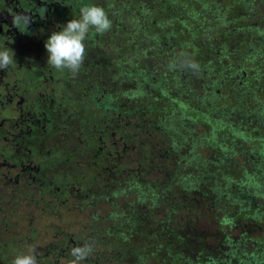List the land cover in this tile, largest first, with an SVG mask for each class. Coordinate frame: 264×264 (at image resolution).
Returning a JSON list of instances; mask_svg holds the SVG:
<instances>
[{
  "label": "flooded vegetation",
  "instance_id": "flooded-vegetation-1",
  "mask_svg": "<svg viewBox=\"0 0 264 264\" xmlns=\"http://www.w3.org/2000/svg\"><path fill=\"white\" fill-rule=\"evenodd\" d=\"M87 5L102 7L112 28L90 30L77 73L56 70L45 42ZM15 14L30 17L28 28L13 25ZM5 47L15 62L0 70V264L32 249L38 264H69L85 244L87 261L108 264L109 229L121 253V233L145 210L132 205L146 192L134 182L153 181L139 167L178 156L184 166L194 153L200 167L184 166L179 178L206 181L197 209L225 231L217 252L190 264H264V0H0ZM150 118L146 143L139 127ZM199 124L207 128L198 135ZM198 140L213 156L193 150ZM123 190L125 209L115 201ZM98 204L112 212L84 217Z\"/></svg>",
  "mask_w": 264,
  "mask_h": 264
},
{
  "label": "trees",
  "instance_id": "trees-1",
  "mask_svg": "<svg viewBox=\"0 0 264 264\" xmlns=\"http://www.w3.org/2000/svg\"><path fill=\"white\" fill-rule=\"evenodd\" d=\"M148 116L149 115L147 110L142 109V113H140L139 118L140 122L143 117L147 118ZM150 124L157 125L156 121L151 118L150 122H148V124H146L145 126H143V124H140L141 126L139 127V136L141 141L143 139H146L148 129L151 126ZM134 132L135 130L132 128V125L125 126V139L132 141L131 137ZM158 133L159 132L157 130L156 134ZM146 143H148L147 139ZM143 146L148 147V144H144ZM168 153L170 154L171 152L168 151ZM192 157L193 159L186 160V162L184 163V166L187 167L186 170L188 171V173H191L189 169L190 167L193 166L192 168L195 169L197 167H200V165H198L200 161L197 160L198 156H196L194 153ZM176 158V160L174 159V161L170 162V165H167V162L156 163L154 166L153 164H144V172H147L148 170H151V167H154L156 169H159L162 176L160 180H154L146 187L143 186V182L141 181L143 176H140L141 178L139 177V182L135 181L137 178H134V175L138 174L135 169L128 172L131 179L130 181H135L134 184L138 185V187H136V190H140L141 188L146 191L144 192V194H140L139 200L132 203V205L137 207V205L139 204L143 206L145 210L143 211L141 209L139 216L136 215L137 217H139L138 226H129V228L125 227L123 233H121V238H123L121 253H119L120 249L118 248L120 242L117 243V235L119 234V232L109 229L107 238L108 244L106 245L108 251V264H149L150 259L153 260L155 257L156 264H187L186 262H189L188 264H190L191 260L194 259L188 258L187 255L184 254V252L179 251L181 247L177 249L170 245L169 235L172 234L176 239V244H179L180 246H182V248H184V245L187 242L183 237H180L178 232L175 231V229H178V226L174 218L175 215H179L184 210H198L197 205L199 204L200 193H197V191L198 189H201L202 191L204 190V188L206 187V181L203 182V186L200 184L199 187L196 186V181H191L186 184L185 182L181 181V179L179 178L180 173L181 170L185 168L181 164L182 157L178 156ZM207 163L209 162L204 161L203 165H206ZM144 172L141 174L144 175ZM165 173L167 174V176L165 175ZM133 182H131V184ZM129 210L133 211L135 210V208H129ZM130 211L127 213V216H129L130 220L132 221V219L135 217V214L132 218V213L130 214ZM142 213L144 214L142 215ZM157 214L161 215L160 220H156ZM153 216L154 219H152ZM194 217L197 218V215L195 214ZM112 220L116 221L115 219ZM166 223H168V231L165 229ZM163 229L165 230V234ZM135 237L140 238V241L142 242L141 246L138 247L137 245L132 244L136 241ZM156 243H159V245H157ZM149 247H154L153 253L150 249H148ZM144 252H147L148 254H145ZM40 257L41 255L39 254V259ZM134 258L136 259L134 260ZM72 259L73 257L71 256L69 261ZM80 264L94 263L87 261L86 259L84 261H81Z\"/></svg>",
  "mask_w": 264,
  "mask_h": 264
},
{
  "label": "clouds",
  "instance_id": "clouds-1",
  "mask_svg": "<svg viewBox=\"0 0 264 264\" xmlns=\"http://www.w3.org/2000/svg\"><path fill=\"white\" fill-rule=\"evenodd\" d=\"M12 22L15 27L24 24L28 28L30 17L25 14H15ZM111 28L112 21L102 7L96 5L81 7L79 19L69 20L61 30L53 31L45 42L47 64L56 70L67 69L73 74L77 73L84 63L86 55L84 41L90 30L94 29L95 33L102 35ZM13 62L15 61L12 50L7 47L0 50V70H7ZM91 252L92 246L89 244L73 247L71 249L73 259L69 264H80ZM11 264H38L35 249L27 254L16 255Z\"/></svg>",
  "mask_w": 264,
  "mask_h": 264
},
{
  "label": "rangeland",
  "instance_id": "rangeland-1",
  "mask_svg": "<svg viewBox=\"0 0 264 264\" xmlns=\"http://www.w3.org/2000/svg\"><path fill=\"white\" fill-rule=\"evenodd\" d=\"M198 83H199V81L197 82V84ZM206 128H207L206 126L199 124V126L196 127L195 131L199 135V134L205 132ZM198 143H200V140L196 141L195 149H193L194 151L199 153L205 159L208 158V155H210V157L213 156L212 155L213 152L206 149L207 148L206 145H203V146L198 148V146H200V145H197ZM138 156H139V154H138ZM135 158H136L135 153L132 152L126 157L125 161L130 162L131 160H133ZM223 161H225V160H223ZM132 167L136 168V165H132ZM139 168L143 169L144 167L140 166ZM227 170L232 172V171H234V168L232 166H228ZM144 174H145L144 177L147 180L150 179V180L156 181V180L161 179L159 173L157 171H154V169H152L150 172L148 170L147 172H144ZM125 193H126V190H123V195H121L122 197H119L118 199L115 200L116 203L120 206V208L123 206V208H121V209H125L127 207V205L129 203H131L132 198L131 197L128 198L125 195ZM225 207H226V211L228 213H230L229 215H233V213L235 211L233 206L227 205ZM221 208H223V206H221ZM116 210H118V209H116ZM92 211L97 216H101V217L106 216L107 214H110L112 212L109 204L108 205L98 204V205H96V207L94 209H91V211H90V209H84V217L90 216ZM209 212H210V210H209ZM202 213L204 214L205 218L204 219H197L198 216L203 215ZM206 213L207 212H204V208H201V211L200 210L199 211L198 210L197 211L184 210L179 215H176V217H175L176 222H177L179 229H180V230H178V234L180 235V237H183L185 239V241L187 242L189 247L186 248V251H185V249H183L179 244H176V239L174 238L173 235H169V244L172 245L174 248H177V249L181 247V249L179 251L185 252L184 254L187 255L188 258L193 259L198 252L203 253L205 255H209V257H211V255H213V252H217V249H218V247L216 249V246H214V244L218 241V239L220 241L223 238L224 234L222 232L220 233L218 229L221 228L225 231L224 225H222V227H221L220 225L217 224L218 220L211 219L212 218V212L208 213L207 216H206ZM195 214L197 215V218L194 217ZM75 215H76V219L78 218L77 216H80L78 213H75ZM70 218H71V216H70ZM159 218H161V215L158 214L157 219H159ZM43 224H44V226L47 225L45 220H43ZM106 225H108V224H106ZM235 233H236V231L234 232V236H235ZM164 234H165V230H164ZM135 240H136L135 243H132V244L137 245L138 247L141 246L140 238L135 237ZM41 242L42 241L39 239V245L41 244ZM156 244L159 245V243H156ZM148 249H150L152 251V253L154 252V247H149ZM144 253L148 254L147 252H144ZM134 260H135V258H134ZM149 264H156V262L151 261Z\"/></svg>",
  "mask_w": 264,
  "mask_h": 264
}]
</instances>
